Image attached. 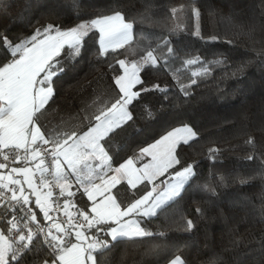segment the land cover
I'll return each instance as SVG.
<instances>
[{
    "label": "snow or ice",
    "instance_id": "obj_1",
    "mask_svg": "<svg viewBox=\"0 0 264 264\" xmlns=\"http://www.w3.org/2000/svg\"><path fill=\"white\" fill-rule=\"evenodd\" d=\"M261 5L264 7V0ZM110 11L112 14H89L79 9L75 19L82 22L67 27L50 23L36 28L31 36H9L0 31V170L8 172L0 171V264H98L96 253L110 250V242L153 236L145 218L164 215L171 207L169 202L182 198L185 186L199 178L195 163H187L177 151L199 139L198 132L185 122L184 102L170 98L167 87L158 83L149 86L145 73L154 67H168L170 60H180L182 65L200 66L202 71L193 72L191 79V86H197L196 77L211 76L213 67L227 76L228 58L219 53L222 59L195 56L182 60L169 38L175 31L161 34L155 46L138 53V60H116L122 74L111 80L114 96L87 117L86 123L82 118L80 128L50 130L40 124V116L50 110L46 105L66 64L73 57L76 62L83 59L91 51L89 41L95 42L92 54L98 58L131 46L136 35L134 22L121 11ZM194 15L199 18L200 12ZM190 34L204 39L199 26ZM217 39L210 35L206 42ZM232 67V75L243 73V66ZM180 91L184 97L192 95L189 85L181 84ZM150 93L158 95L147 99ZM168 109L171 121L161 123V113ZM147 124L159 126L151 142L122 154L129 133V143L137 145ZM222 154L219 148L208 151L212 160ZM147 157L151 159L145 162ZM17 160L24 166L10 167ZM46 160L55 166V185L43 177L49 171L44 167ZM260 171L264 174V162ZM226 179L222 177L221 182ZM121 181L134 190L132 199L120 198L119 190L113 194ZM196 212L203 215L202 209ZM194 227L193 220L186 221V230ZM166 264L188 261L172 254L166 257Z\"/></svg>",
    "mask_w": 264,
    "mask_h": 264
},
{
    "label": "trees",
    "instance_id": "obj_2",
    "mask_svg": "<svg viewBox=\"0 0 264 264\" xmlns=\"http://www.w3.org/2000/svg\"><path fill=\"white\" fill-rule=\"evenodd\" d=\"M79 9L87 13L112 14L115 9L134 22L131 46L98 58L96 44L83 59L66 65L56 82L49 111L40 116L44 128L71 131L82 126L114 96L112 78L121 73L116 60L134 61L138 53L161 34L175 31L169 38L173 47L202 59L228 58L229 74L214 69L210 78L191 87L184 97L166 68L154 67L145 73L149 86L160 84L168 96L183 101L185 122L198 132L191 147L181 145L183 159L195 163L199 178L185 186L182 198L171 201L164 215L148 220L153 236L119 238L110 250L96 253L98 264H166V257L179 254L188 264H264V7L261 0H0V31L9 36H25L39 23L72 26ZM175 9V12H173ZM200 12V17L194 15ZM95 18V17H91ZM197 26L203 40L191 35ZM247 26V27H245ZM216 35L215 42H206ZM223 58V57H222ZM177 60H170L169 64ZM112 65L113 67H110ZM246 65V66H245ZM232 66H243V73L232 75ZM157 93L147 94L154 99ZM161 123L171 121V109L161 113ZM187 117H191L189 121ZM179 126V125H178ZM159 126L147 124L131 145L129 133L124 153L151 142ZM251 140L252 144L248 141ZM210 148L223 154L209 159ZM256 157L248 160V156ZM22 163V162H19ZM139 165V164H137ZM234 174V175H232ZM227 178L221 182V178ZM244 180L241 183V180ZM143 188V185H139ZM120 198L132 199L133 191L122 181L114 188ZM202 209L199 215L196 209ZM195 227L186 230V221ZM157 233H164L157 235ZM179 246V251L176 247ZM226 250V251H225ZM219 254V255H218Z\"/></svg>",
    "mask_w": 264,
    "mask_h": 264
},
{
    "label": "crops",
    "instance_id": "obj_3",
    "mask_svg": "<svg viewBox=\"0 0 264 264\" xmlns=\"http://www.w3.org/2000/svg\"><path fill=\"white\" fill-rule=\"evenodd\" d=\"M82 22V21H81ZM48 25V23L46 22H42V23H39L38 25H36L35 27H33L25 36H31L32 34H34V30L36 28H43V27H46ZM75 25V24H74ZM72 25V26H74ZM197 55H188V56H184L182 57V60L183 59H189V58H193ZM75 59V57L72 58V60H70L67 64H70L73 60ZM139 59V58H138ZM136 59V60H138ZM202 59V58H201ZM214 59H222V57H219V58H213V59H207L209 61L211 60H214ZM203 60V59H202ZM126 61H129V60H126ZM66 64V65H67ZM167 71H168V74L170 75L171 79L173 80V82L176 84V86L178 87L179 91H180V86L181 84H184V85H189L190 86V91H191V79L193 78L192 77V73L193 72H199V71H202L200 69V66L199 65H182L181 61L180 60H177L171 64H169L168 67H166ZM214 69H216L215 67H213L211 69V71L213 72ZM122 74V71L121 73ZM197 78V82L199 81H202V80H206L208 78H210V76H205V75H201L199 77H196ZM181 92V91H180ZM182 93V92H181ZM183 94V93H182ZM150 157H147L145 162H148L150 161ZM11 166H24L23 163H16L15 165H10ZM30 166V165H29ZM140 165H135V167H139ZM10 170V169H9ZM0 171H4V170H0ZM85 171H87V169H85ZM4 174L5 175H8V172L7 171H4ZM55 178L57 180V177L55 175ZM122 182V181H121ZM126 182V181H124ZM71 190H74V189H71ZM145 222H146V218H145ZM147 224V222H146ZM147 230L148 231H151L153 233V230L152 228L147 224Z\"/></svg>",
    "mask_w": 264,
    "mask_h": 264
},
{
    "label": "built area",
    "instance_id": "obj_4",
    "mask_svg": "<svg viewBox=\"0 0 264 264\" xmlns=\"http://www.w3.org/2000/svg\"><path fill=\"white\" fill-rule=\"evenodd\" d=\"M5 151H7V150H5ZM0 158H2V157H0ZM19 162H21V161L20 160L16 161V163H19ZM30 166H32V165H30ZM44 167L49 169L48 172L43 173L44 179L46 181L52 183L53 185H55L56 184V178H55L54 165H52L49 160H46L45 164H44ZM39 176H40V173L37 172V176H36L37 182H39ZM57 191H58V189H56L54 191V195L56 194Z\"/></svg>",
    "mask_w": 264,
    "mask_h": 264
},
{
    "label": "rangeland",
    "instance_id": "obj_5",
    "mask_svg": "<svg viewBox=\"0 0 264 264\" xmlns=\"http://www.w3.org/2000/svg\"><path fill=\"white\" fill-rule=\"evenodd\" d=\"M54 171H55V166H54ZM5 183H7V181H5Z\"/></svg>",
    "mask_w": 264,
    "mask_h": 264
}]
</instances>
